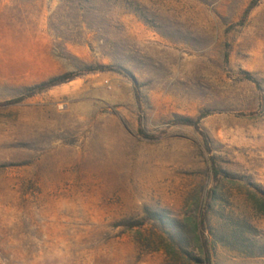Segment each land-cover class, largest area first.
<instances>
[{
    "label": "rangeland",
    "instance_id": "obj_1",
    "mask_svg": "<svg viewBox=\"0 0 264 264\" xmlns=\"http://www.w3.org/2000/svg\"><path fill=\"white\" fill-rule=\"evenodd\" d=\"M252 1L0 0V264H180L156 250L147 213L186 221L210 191L214 216L264 245V0L242 21ZM96 66L113 71L7 105ZM212 264L264 257L218 250Z\"/></svg>",
    "mask_w": 264,
    "mask_h": 264
},
{
    "label": "trees",
    "instance_id": "obj_2",
    "mask_svg": "<svg viewBox=\"0 0 264 264\" xmlns=\"http://www.w3.org/2000/svg\"><path fill=\"white\" fill-rule=\"evenodd\" d=\"M256 4L257 0L249 4L243 13L242 21L256 7ZM112 71L113 69L108 66H96L88 67L80 72L63 74L26 89L23 96L7 102V105L18 104L26 98L70 83L85 75ZM181 123L191 124L188 120H183ZM214 193L210 191L206 204L196 217L183 222L148 212L149 220L155 224L156 236L159 240L156 250L163 252L170 261L180 264H212L218 250L231 252L240 258H263L264 245L257 241L255 228L242 220L214 216L212 211L216 200Z\"/></svg>",
    "mask_w": 264,
    "mask_h": 264
}]
</instances>
